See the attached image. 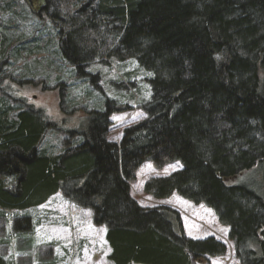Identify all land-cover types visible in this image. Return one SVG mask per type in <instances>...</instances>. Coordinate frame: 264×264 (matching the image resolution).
Returning <instances> with one entry per match:
<instances>
[{"label":"trees","instance_id":"obj_1","mask_svg":"<svg viewBox=\"0 0 264 264\" xmlns=\"http://www.w3.org/2000/svg\"><path fill=\"white\" fill-rule=\"evenodd\" d=\"M23 1L39 7L57 31L61 58L81 76L105 57L131 60L150 75L151 97L140 104L145 118L117 144L107 140L110 117L128 105L102 96L106 107L84 110L82 130L53 155L41 143L55 125L5 105L0 209L29 210L62 193L107 228L111 264H208L226 255L223 242L189 238L176 211L146 209L131 196L144 162L162 169L178 161L180 171L151 178L144 191L212 209L240 264H264V0ZM25 4L0 0V52L18 17L26 19ZM20 219L15 230H31L30 218ZM10 261L0 255V264Z\"/></svg>","mask_w":264,"mask_h":264},{"label":"rangeland","instance_id":"obj_2","mask_svg":"<svg viewBox=\"0 0 264 264\" xmlns=\"http://www.w3.org/2000/svg\"><path fill=\"white\" fill-rule=\"evenodd\" d=\"M25 6L26 19L18 17L19 30H13L12 36H8L12 43L0 52V98L5 101L0 111H5L6 105L16 112L32 109L43 113L55 127L44 137L41 150L53 155L61 152L63 140L70 137L71 131L82 130L86 122L84 110L99 109L101 104L105 108L107 98L103 100L102 96L108 95L128 105L110 117L107 140L118 144L127 128L145 118L140 104L151 97L150 75L134 61L119 62L103 56V60L84 65L81 76L77 67L61 58L57 31L38 15L39 7ZM121 85L127 89H120ZM182 168L178 161L162 169L149 160L144 162L130 183L132 198L146 209L163 207L176 211L189 238L214 237L223 242L228 248L226 255L209 257L208 264H240L229 240V229L219 222L212 209L177 194L158 200L144 191L151 178L168 177ZM22 217L30 218L31 230H15V221ZM20 220L25 223V219ZM106 232L105 226L95 224L90 209L62 193L29 210L0 209V255L11 260V264H111Z\"/></svg>","mask_w":264,"mask_h":264}]
</instances>
